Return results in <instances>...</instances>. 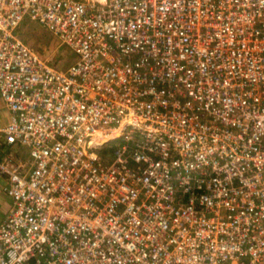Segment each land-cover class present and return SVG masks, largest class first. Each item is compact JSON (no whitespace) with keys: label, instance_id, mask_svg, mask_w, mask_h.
<instances>
[{"label":"built area","instance_id":"1","mask_svg":"<svg viewBox=\"0 0 264 264\" xmlns=\"http://www.w3.org/2000/svg\"><path fill=\"white\" fill-rule=\"evenodd\" d=\"M0 96V264H264V0H0Z\"/></svg>","mask_w":264,"mask_h":264},{"label":"rangeland","instance_id":"2","mask_svg":"<svg viewBox=\"0 0 264 264\" xmlns=\"http://www.w3.org/2000/svg\"><path fill=\"white\" fill-rule=\"evenodd\" d=\"M17 31H18L19 36L21 38H23L24 41H27V39H30V37H32V39H34V41H35V46H36L37 42H39L41 46L49 44L51 37L53 36L52 32L48 28L44 27L43 25H41L37 21H32V20L27 19V18L21 22ZM54 46L58 47L59 43L53 42L52 49ZM47 50H49V45L47 46ZM59 50H61V56L64 57L65 59H70V61H71V60L75 59V57H76L74 50L71 49L70 47H67L64 45L61 48L59 46ZM55 66L60 67V68H65V67H63V65L61 63H58ZM118 144H119V142H117V141H111V142H109V144H107V146L104 149H102L100 151L102 152L105 150L107 154L111 155L113 153V149L115 147H117ZM109 145H110V147H109ZM6 149L8 150L7 151L8 153L10 152V150H14L16 155L25 156V154H21V150L23 149L22 146H19V145L8 146ZM3 151H5V149H3ZM22 153H24V152H22ZM0 156H2V155H0ZM6 197L7 196L4 195V198H6ZM7 198L5 200H8Z\"/></svg>","mask_w":264,"mask_h":264},{"label":"crops","instance_id":"3","mask_svg":"<svg viewBox=\"0 0 264 264\" xmlns=\"http://www.w3.org/2000/svg\"><path fill=\"white\" fill-rule=\"evenodd\" d=\"M27 41L26 42L29 43L32 47H34V49L38 53H40V55L44 57H48L51 60V62L54 63L55 65L61 63L63 67H67V65L72 61V60L70 61V59H65L64 57L61 56V50H59V46L62 48V45H59L58 47L54 46L52 49L53 42L59 43V40L54 34L51 37L50 43L47 45L41 46L40 43L37 42L35 46V41L34 39H32V37H30V39H27ZM48 45H49V50H47ZM7 119H8V110L6 108V105L2 97L0 96V127L7 121ZM4 184H5V177L0 173V219L4 215L9 204V198H7L8 196L4 190ZM4 195L7 196L6 198L8 200H5L6 198H4Z\"/></svg>","mask_w":264,"mask_h":264},{"label":"bare ground","instance_id":"4","mask_svg":"<svg viewBox=\"0 0 264 264\" xmlns=\"http://www.w3.org/2000/svg\"><path fill=\"white\" fill-rule=\"evenodd\" d=\"M102 138H106V136H103Z\"/></svg>","mask_w":264,"mask_h":264}]
</instances>
